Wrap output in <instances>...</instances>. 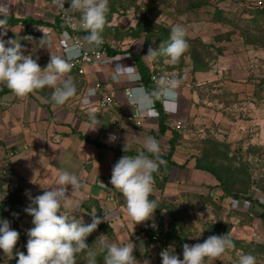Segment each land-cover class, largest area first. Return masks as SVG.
<instances>
[{
  "label": "rangeland",
  "instance_id": "1",
  "mask_svg": "<svg viewBox=\"0 0 264 264\" xmlns=\"http://www.w3.org/2000/svg\"><path fill=\"white\" fill-rule=\"evenodd\" d=\"M35 1L37 5L47 6L45 21H52V17L61 10L69 12L66 5L59 8L47 0ZM109 4L108 10L112 7L114 12L111 15L106 13L105 26L100 34L102 40L117 45L121 41H126V45L136 41V49L143 51L151 68H158L159 73L171 74L180 82L185 81L182 85L183 97L179 102V116L185 124L180 137L181 145L186 148L185 158L195 161L210 145L205 140L216 142L220 154L227 153L228 158L232 159L228 165L241 164L247 168L250 174L247 190L252 198H258L264 204V0H109ZM142 16L146 18L148 31L152 33L145 46V32L137 38L131 35ZM176 25L184 29L188 48L177 64L170 65L165 62L167 58L160 54V46L163 44L166 47L170 43L171 28ZM6 26L7 34L0 29V39H17L24 46L25 55L38 58L37 62L42 68L48 64L51 55L63 58L60 33L55 29L34 25L24 28L22 24ZM41 29L48 33L43 45L40 42L44 35ZM34 33L38 35L37 39ZM150 47L157 52L155 57L147 56ZM194 58L199 60L195 61ZM0 85L6 86L3 83ZM51 90L48 93H53L54 89ZM29 108L25 100L13 93L0 96V203L5 201L7 194L18 189L22 201L14 206V215L9 216L11 210L8 207L4 213L0 212V220L9 221L10 226L20 233L14 251L25 254L27 229L34 226L32 217L24 211L31 204L29 195L35 197L48 190L32 183L27 187L30 180L15 165L19 149L22 148L19 138L26 131ZM211 154L212 150L208 156ZM206 188L205 196L185 188H176V194L163 196L160 201L151 195L149 199L155 202L158 215L157 224L152 229L159 230L166 241L162 247L145 243L143 251L156 254L157 249L161 252L178 244L183 247L185 243H202L209 236H223V229L227 227L225 236L233 246L226 248L221 258L214 262L221 260L228 264H239L241 256L250 254L255 257V264H264V219L259 216L262 209L255 207L253 216H250L242 209L233 208L235 198L223 195L218 184H209ZM124 203V199L116 202L117 207L110 210L113 216ZM82 205L87 210L96 209L88 212L74 207L66 210L65 214L81 223L86 219L92 221L91 213L104 216L98 204L88 201ZM156 213L153 215L156 216ZM118 219L114 218L115 221ZM120 221L123 226L125 221ZM170 221L175 223L176 239L165 232L171 229L165 225ZM103 222L106 226H100L87 237L88 247L76 254L75 264H88L89 253L95 254L96 264H104L102 257L106 250H101V240L123 246L120 241L122 235L116 234L115 225L111 224L114 221L109 215L108 221ZM216 222L222 228L214 227ZM128 230L132 243L134 240L141 242L133 229ZM134 249L137 253L134 264L149 261L139 259L143 251L138 250L135 244ZM177 249L175 253L183 258V253ZM17 259L5 256L0 250V264H16Z\"/></svg>",
  "mask_w": 264,
  "mask_h": 264
},
{
  "label": "crops",
  "instance_id": "2",
  "mask_svg": "<svg viewBox=\"0 0 264 264\" xmlns=\"http://www.w3.org/2000/svg\"><path fill=\"white\" fill-rule=\"evenodd\" d=\"M47 1L55 4V0ZM0 4L9 7H7L6 15H14L15 17L31 16L36 19H45L44 15H48L47 6L37 5L35 0H22V2L20 0H0ZM60 38L62 47L61 33ZM134 42L132 41L131 44L126 45V41H121L118 43L119 46L116 44L117 49H114L116 50L114 54L119 52L129 53V59L116 61L115 63L104 62L100 65L86 66L84 74L78 73L75 69L66 74L73 81L76 92L63 105L54 104L51 99L53 93H48L52 91L51 87L42 91L41 89L35 90L23 98L20 97L21 100H25L28 108L29 106L30 108L26 114L28 120L26 131L19 138L22 148L19 149V156L15 165L26 173V177L30 181L32 179L35 182L29 181L27 187L32 184L38 188H40V184L47 188L55 187L56 179L61 172L68 171L75 174L81 186L75 191L72 190L71 186H68L67 195L70 196L73 205H76V208H83L82 204L88 201L98 204L102 212L107 211L109 218L114 221L111 224L115 225L116 234L122 235V240L119 238L122 245L130 244L134 247L135 244L138 250H142L145 245L144 239L141 242L134 240V243H132L128 235V229H133L136 234L147 230L148 226L154 228L153 226L158 221L156 210L154 211L156 216L152 215L150 219L138 224L128 216L126 203L121 204L120 208L115 210L114 216L110 211L112 207L116 206L118 200H125L122 193L114 189L112 185L108 188L113 166L122 156H135L140 152H144L145 155L155 159L151 153L147 152L144 145L148 137H153L159 142L161 147L160 159H163L165 163L160 164L158 172L153 173V191L149 196L151 199V195H155L154 197L158 198L156 201H160L163 196L176 194V188H185L195 194L205 196L208 190L206 186H209V184L216 185L217 183L213 175L195 167L196 161L194 159L187 160L185 158L186 148L180 143L182 142L180 140L182 130H176L173 127L176 120H181L179 116L181 105H179V102L184 93L182 86L185 84L184 80H181L180 87L174 90V106L169 105L166 108L163 100H161L159 103L161 110L158 111L153 99L151 106L157 113L155 117H150L147 110L140 111L138 106L130 105L126 91L130 88L133 90L139 86L144 87L142 80L131 86V75L129 76L123 69L117 74L115 68H117V64L124 66V69L127 66H133V72H137L140 76L139 71L135 68L136 64L132 54L140 53L141 50L136 49V47L132 48ZM107 43L109 44V42ZM144 56V54L141 56L142 61L149 71L153 72L152 75H156L157 79L160 77L175 78L171 74H164L166 72L163 73V71L159 73L158 68H151ZM113 71H116V80L110 78ZM96 80L101 81L103 89L114 95L116 105L108 109H102L96 104L85 103L82 98L84 91L87 86ZM154 84L156 85L155 82ZM137 111L144 115L139 124L136 123V118L133 117ZM119 114L122 115L123 128H118L116 125ZM162 114H166L163 117V123L160 120ZM93 118L96 120V131L89 129L94 126L92 124ZM109 133H115L118 139L115 142H108ZM126 141L129 145L127 153L123 151ZM204 184H206L205 187ZM83 210L90 211L84 208ZM114 218L119 219L115 221ZM120 220L125 221L123 226ZM165 225L167 228L170 227L168 223H165ZM175 248H178V246H174ZM179 250L183 253V247H179L177 251ZM147 252L143 251L139 255V259H148L152 261L151 264L162 262L161 252L158 249L156 254ZM218 262L215 263H224L221 260Z\"/></svg>",
  "mask_w": 264,
  "mask_h": 264
},
{
  "label": "clouds",
  "instance_id": "3",
  "mask_svg": "<svg viewBox=\"0 0 264 264\" xmlns=\"http://www.w3.org/2000/svg\"><path fill=\"white\" fill-rule=\"evenodd\" d=\"M55 5L64 8L65 0H55ZM68 11L80 13L79 28L88 33L84 37L87 44L100 45L102 43L100 34L104 29L108 12V0H71ZM0 14H7L6 5L0 6ZM7 28L6 21L0 20V29H4L5 35ZM41 30L44 35L40 42L43 45L48 33ZM184 37L185 31L181 26L176 25L171 28L170 43L166 47L163 44L160 46V54L167 58L166 63L175 65L179 62L188 48ZM66 49L69 53L76 54L80 51V45L78 43L73 46L66 45ZM156 55L157 52L150 47L147 56L155 57ZM37 59L25 55V48L21 42H17V39L8 41L0 39V83L5 84L14 95L21 98L35 90L51 87L54 89L52 101L55 105H63L76 92L73 81L66 75L71 71L72 65L60 56L51 55L48 64L42 68ZM122 69L132 73L134 67L127 66L124 69V66L117 64V74ZM62 77L63 80H61ZM180 83V80L176 78L160 77L156 80V89L151 93L147 92L143 86H139L128 93L130 105L138 106L140 111L147 110L150 117H155L157 113L151 106L153 98L163 100L166 108L169 105L174 106V90L180 87ZM88 94L94 95L95 89H89ZM92 124L94 126L89 129L96 131L97 125L94 118ZM121 127H124L122 123ZM117 139L115 133H109L108 142H115ZM144 146L155 159L145 155L144 152L135 156L124 155L114 164L110 178L113 188L124 196L127 214L136 224L150 219L157 208L155 202L149 199L153 191V173L158 172L159 165L165 163L163 159H160L161 147L155 138L148 137ZM128 148L126 141L123 151L127 153ZM40 185L48 190L35 197L29 195L31 204L24 209L32 216L34 225L27 229V253L14 251L20 233L13 229L7 220H0V250L5 256L18 258L16 264H75L76 254L88 247L87 237L101 222L108 221L109 213L105 211L103 217L91 213L92 222L88 224L81 223L78 219L70 218L65 214L66 210L76 207L67 195L68 186H71L73 191L81 186L78 177L68 171L59 174L55 187L47 188ZM100 243L101 250H106L105 264H134L136 260L133 255L134 247L130 244L118 246L114 243L107 244L104 240ZM232 246V241L225 235H212L202 243L194 245L185 243L183 259L171 246L162 250L160 256L162 264H205L206 258L209 261L219 259L226 248ZM88 264H96L94 253H89ZM144 264H150V262L145 261ZM239 264H255V257L250 254L243 255L239 259Z\"/></svg>",
  "mask_w": 264,
  "mask_h": 264
},
{
  "label": "trees",
  "instance_id": "4",
  "mask_svg": "<svg viewBox=\"0 0 264 264\" xmlns=\"http://www.w3.org/2000/svg\"><path fill=\"white\" fill-rule=\"evenodd\" d=\"M108 4H109V0H108ZM65 5L64 6L68 10V8H70V5H71V0H65ZM112 12H114V10L112 7H110L107 13H108V15H111ZM72 15L79 17L80 13H78V12L72 13ZM0 20H5L6 25L14 26V25L22 24V26L24 28L28 27L30 25L47 26V27L55 29L56 31H58L61 34L64 31H66L68 33H77L82 37H85L86 35H88L87 32H85L84 30H82L80 28H77L75 30H68V28L66 27V25L64 24L62 19H60V16L58 14L52 17L51 22L45 21L43 19H36L34 17H31V16L15 17L14 15H5V14H0ZM147 23L148 22H146V18L144 16H142L141 18H139V21L136 24V27H137L136 30H134L131 33L132 37L137 38L140 35H143L145 32L146 35L145 34L143 35V37H144L143 45L144 46L149 43V39L152 36V33L148 31V26L146 25ZM33 36L35 39H37L38 35L34 33ZM95 47L97 49L105 48L108 54H114V52L116 51L114 49H111L109 47L108 43L100 44V45L95 46ZM142 55H143V51L141 50L140 53H137V54L133 53L132 57H133L135 64H136L135 68L140 73V80H142V83H143L144 87L148 90V92L151 93L154 89H156V85L151 80V76H152L153 72H150L148 67L142 61V59H141ZM194 60L198 61L199 58H194ZM196 66H197V63H196ZM9 93H12V91L10 89H8L7 86L0 85V96L6 95ZM153 99L155 101V106L157 107V110L160 111L161 108L159 106V103L161 102V99H155V98H153ZM165 116H166V114L161 115L160 120L162 123H163V117H165ZM162 126H163V124H162ZM205 142H207L208 144L210 143V145H208L205 148L204 154L202 153L201 156L195 158V161H196L195 167L213 175L214 178L218 181L217 184L221 188L223 195L231 196L235 199H237V198H245L248 200L250 199L251 203L253 205L252 210H254L255 207L259 206L262 209V211L259 213L260 219H264V204L258 198H252V196H250V191L247 190L249 187L248 182L250 179V174H249V172H247V168L241 164L238 166L228 165V163H230V161L232 159L228 158L227 153L220 154L219 150L217 149L218 144H216V142H212L211 140H205ZM12 148L13 147H11V149ZM211 150H212V154H211V156H208V153ZM213 156H215L214 160L212 159ZM223 160H227V162H224ZM218 168H219V170H218ZM19 192H20V190L18 189L16 192H11V193L7 194L5 201L0 203V212L4 213L5 209L8 207L11 210L9 216L14 215L13 214L14 206L19 205L22 202ZM225 200H226V198H225ZM256 216H258V215H256ZM85 221H86V222H84L85 224L92 222L91 220H88V219H86ZM168 225L171 227V229L166 230L165 232L166 233L169 232L170 234L167 233V235L168 236L172 235L173 237H175L174 239H176L177 234H176V232H174V230L176 228L175 223L170 222ZM100 226H106V224L104 222H101L98 225L97 229H99ZM213 226L218 228V229L222 228V226L219 222H216ZM147 230H148V232L145 234L146 238H144L145 243H147L149 245L151 243H153L154 241L152 239V235L155 233H157L159 235V237L162 238L159 230L152 229V228H148ZM223 231L227 234V231H228L227 227L225 229H223ZM225 233H223V234L225 235ZM162 235H165V234L163 233ZM256 246H257V244H256ZM179 247H181V246H179V244H178V248ZM105 255H106V253H105ZM133 255L136 257L137 253L133 252ZM102 259H103V263L105 264L104 257H102Z\"/></svg>",
  "mask_w": 264,
  "mask_h": 264
},
{
  "label": "built area",
  "instance_id": "5",
  "mask_svg": "<svg viewBox=\"0 0 264 264\" xmlns=\"http://www.w3.org/2000/svg\"><path fill=\"white\" fill-rule=\"evenodd\" d=\"M60 16V19L64 22L68 30H75L79 28V23H80V18L72 15L71 13L67 11H60L57 13ZM62 57L67 60L68 63L72 65L71 69H75L78 73H85V67L86 66H94V65H100L104 62L107 63H115L116 61H121L124 59H129V53H124V52H119L113 55H110L107 53L105 48L102 49H97L94 45L90 46L87 44V42L84 40V37L80 36L77 33H68L64 31L62 34ZM80 45V51L76 54H71L67 51L66 45L67 46H73L76 44ZM105 41L102 40L101 44H104ZM109 47L111 49H117L116 44L114 43H109ZM136 47V41L134 44H132V48ZM119 49V48H118ZM115 65V64H114ZM116 66V65H115ZM117 67V66H116ZM117 69V68H115ZM130 77V81L132 83L131 86L135 84V82L139 81L140 77L137 75V73L132 72L128 73ZM112 80L117 79L116 71L112 72V75L110 77ZM169 78V77H167ZM151 80L156 83L157 77L156 75L151 76ZM157 86V85H156ZM89 89H95V94L94 95H89ZM132 91V88L128 89L126 91L127 97L129 99L128 93ZM83 100L85 103H92L96 104V106H99L102 109H108L111 108L112 106L116 105V100L114 98V95L112 93H108L105 89H103L101 81L96 80L94 81L91 85L87 86V88L84 91V94L82 96ZM95 100V101H92ZM144 115L137 111L133 117L136 118V123L139 124L140 120L142 119ZM121 119L122 115L119 114L118 120L116 122V125L118 128L121 127ZM123 124V123H122ZM173 127L177 130H182L185 128V124L181 120H176L175 123L173 124ZM108 188L112 187L110 183H108ZM233 208L235 209H242L245 212H247L250 216H253V211H252V203L251 200L245 199V198H237L233 200L232 204ZM148 230L141 231L137 233L136 238L143 240L146 238V233ZM153 243L158 244L160 247L162 245L165 246V239L160 238L157 233L152 235ZM167 245V244H166ZM205 264H216L213 260H205ZM220 264H228V263H220Z\"/></svg>",
  "mask_w": 264,
  "mask_h": 264
}]
</instances>
